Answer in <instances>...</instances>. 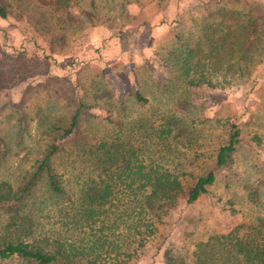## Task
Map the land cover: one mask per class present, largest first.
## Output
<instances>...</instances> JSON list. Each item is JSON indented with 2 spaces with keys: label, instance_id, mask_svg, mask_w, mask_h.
I'll use <instances>...</instances> for the list:
<instances>
[{
  "label": "rangeland",
  "instance_id": "obj_1",
  "mask_svg": "<svg viewBox=\"0 0 264 264\" xmlns=\"http://www.w3.org/2000/svg\"><path fill=\"white\" fill-rule=\"evenodd\" d=\"M7 1L10 11L0 17L1 49L12 55L22 51L18 60L27 64L31 63L26 56L29 52L37 54L40 60L32 66L31 75L14 82L7 77L11 83L0 90V139L7 146L0 159V181L16 186L23 180L44 144L57 132L44 128L45 125L65 124L78 98L87 105L79 109L72 138L52 157L70 192L76 186L70 172L84 163L70 149L76 143L92 142L113 127H120L123 133L143 117L147 124L160 120L162 113L184 117L189 133L168 136V146H161L152 135L137 134L134 140L143 145L144 162L152 151V160L176 172L184 184L213 168L215 150L226 140L229 126L238 129L239 139L230 164L215 169L206 191L192 201L186 203L180 198L163 217V223H157L154 232L135 250L133 244L126 245L129 235L123 239L126 221L104 228L98 238L100 230L66 224L68 220L56 211L59 206H69L64 200L54 201L41 179L31 197L37 232L61 235L66 242L84 249L92 240H102V245L95 249L94 264H164L165 247L187 254L196 240L226 230L238 221L251 220L257 214L264 215V36L255 42L257 48L251 50L254 53L249 59L234 60L226 41L217 56L205 59V67L212 74L210 79L218 87H208L201 81L187 85L182 76H174L171 64L162 61L175 46V31H182L184 37L191 36L190 42L202 39V23L220 16L216 12L220 3L228 11L249 8L264 15V0H166L157 5L150 0H138L125 3L127 15L123 16L118 14L119 4L109 3L100 8L102 12L107 9L108 16L96 24H89L77 14L76 3L70 6L74 16L59 29L62 36L56 38L51 36L54 30L49 19L40 16V9L45 7L40 0H28L27 5L25 0ZM199 47L201 55L208 48L203 42ZM244 61L248 70L238 75L234 72L236 66ZM162 85L166 86L165 91ZM133 87L139 88L146 101L132 99L129 91ZM178 95H184L185 101L178 100ZM19 110L25 113L26 126L17 142L15 117ZM177 139H182L183 144ZM254 184L256 202L247 197L248 186ZM3 218L0 213V224ZM115 244L120 246L118 253ZM86 254L78 264L84 262ZM0 264L24 263L12 255L0 258Z\"/></svg>",
  "mask_w": 264,
  "mask_h": 264
},
{
  "label": "trees",
  "instance_id": "obj_2",
  "mask_svg": "<svg viewBox=\"0 0 264 264\" xmlns=\"http://www.w3.org/2000/svg\"><path fill=\"white\" fill-rule=\"evenodd\" d=\"M103 1L98 4L97 0H40L45 5L40 9V16L49 19L54 30L51 36L56 38L62 36L59 29L74 16L70 11L71 4L78 3L77 14L84 16L89 24H96L108 16L107 9L100 11L105 4H119L117 11L123 16L127 15L125 3L138 0ZM150 1L157 5L166 0ZM24 3L27 5L28 0ZM10 6L9 1L0 0V17L9 13ZM241 10L228 11L220 3L216 6V12L220 16L202 23V39L197 38L193 42H190L191 36L184 37L181 36L182 31H175V46L162 58L163 64H171V69L175 70L174 76H182L187 85H198L201 81L208 87H218L210 79L212 74L205 67V59L217 56L224 41L230 48L231 55L235 57L234 60L249 59L254 53L251 50L257 48L255 42L264 36V15L249 8ZM231 12L234 14H229ZM200 42L208 47L202 55L199 53ZM21 53L22 51H16L12 55L0 47V90L20 77L31 75L32 66L39 63L40 57L34 52L26 55L31 60L30 64L23 59L18 60ZM23 54L26 52L23 51ZM41 58L45 60V55ZM247 65L245 61L243 64L238 63L234 72L238 75L246 73ZM7 77L12 81L9 82ZM166 89L162 85V90ZM129 94L135 102L146 101V97L137 87L130 89ZM177 99L185 101L184 95H178ZM86 105L78 98L65 124L45 125L44 128L55 129L57 132L44 144L40 155L34 159L31 169L19 184L12 186L5 180L0 181V213L4 216L0 224V258L14 255L24 264H78L80 257L88 253L82 264L95 263V249L102 245V240H92L84 249L66 242L61 235L36 231L37 221L32 211L34 206L31 197L40 179L54 201L64 200L65 205L70 207L59 206L56 211L68 220L66 224L71 222L76 226L94 228L95 232L100 230L96 237L98 238L104 228L126 221L127 229L123 239L129 235L126 245L133 244L135 250L154 232L157 223H163V217L180 198L187 203L206 191L207 185L215 177V169L230 164L232 152L239 139L238 129L231 124L226 140L215 150L213 168H207L195 175L190 183L184 184L176 172L162 162L152 160L149 155L152 151L149 150L148 161L144 162L141 155L144 152L143 145L135 143L134 140L137 134L141 137L152 135L159 140L161 146H168V136L179 137L189 133L186 120L173 112L160 114L161 119L155 123L147 124V119L143 117L138 123H133L127 132L122 133L120 127H113L111 132L94 138L92 142L76 143L70 149L71 154L84 161L80 168L70 172L72 182L76 185L70 192L61 173L56 171L52 157L58 155L64 144L72 138L79 109ZM17 112L15 136L18 137L17 142H20L26 119L25 113L21 110ZM188 139L186 135L185 140ZM177 140L183 142L182 139ZM6 147V142L0 139V159L4 157ZM256 185H249L247 189V197L252 202L258 200ZM109 219V222L104 223ZM120 235L117 233V236ZM118 244H115V253L119 252ZM91 253L93 256L89 255ZM162 255L164 264H264V215L257 214L251 220L238 221L226 230L212 232L205 238L196 240L187 254L165 247Z\"/></svg>",
  "mask_w": 264,
  "mask_h": 264
}]
</instances>
